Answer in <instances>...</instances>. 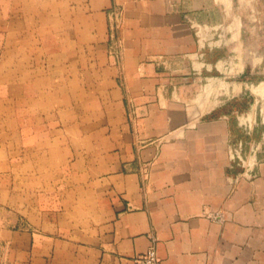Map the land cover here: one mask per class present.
<instances>
[{
	"label": "crops",
	"instance_id": "obj_1",
	"mask_svg": "<svg viewBox=\"0 0 264 264\" xmlns=\"http://www.w3.org/2000/svg\"><path fill=\"white\" fill-rule=\"evenodd\" d=\"M197 25L175 0L0 3L11 260L135 264L154 243L164 264H264V86L202 98L223 59ZM248 91L246 113L224 110Z\"/></svg>",
	"mask_w": 264,
	"mask_h": 264
},
{
	"label": "rangeland",
	"instance_id": "obj_2",
	"mask_svg": "<svg viewBox=\"0 0 264 264\" xmlns=\"http://www.w3.org/2000/svg\"><path fill=\"white\" fill-rule=\"evenodd\" d=\"M4 1L9 0H0V3ZM175 1L185 13L199 23L197 29L200 38L210 42L203 49H213L212 51L218 54V59H223L219 70H215V82L205 78L200 81L201 90L198 93L202 98L226 99L228 94H231L228 92L229 83L235 81H242L250 86L252 84L264 86V0ZM250 56L255 58V63L246 67L245 73H237L238 69L245 67V62ZM208 82L210 84L205 87ZM256 96L262 97L260 94ZM252 97L255 95L248 91L241 98H237L238 100L231 99L227 102L224 110L231 114L243 115ZM3 141L8 143V140H0V143ZM244 157L243 155L237 157V161L243 162ZM3 165L5 164H0ZM9 178L8 170H0V183H8ZM8 189L0 186V198L6 199ZM9 210L8 204L0 203V228L24 227L25 220L10 217ZM0 264L24 263L20 255L16 260H11L7 245L0 242Z\"/></svg>",
	"mask_w": 264,
	"mask_h": 264
},
{
	"label": "built area",
	"instance_id": "obj_3",
	"mask_svg": "<svg viewBox=\"0 0 264 264\" xmlns=\"http://www.w3.org/2000/svg\"><path fill=\"white\" fill-rule=\"evenodd\" d=\"M122 21V8L114 7L110 11V48L111 53L117 60L121 59L122 44L119 30ZM135 264H164V260L159 256L157 246L153 243L144 252L138 253L134 257Z\"/></svg>",
	"mask_w": 264,
	"mask_h": 264
}]
</instances>
